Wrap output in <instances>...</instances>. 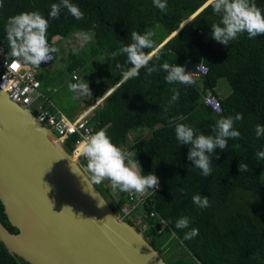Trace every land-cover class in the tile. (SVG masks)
Masks as SVG:
<instances>
[{
  "label": "trees",
  "instance_id": "trees-1",
  "mask_svg": "<svg viewBox=\"0 0 264 264\" xmlns=\"http://www.w3.org/2000/svg\"><path fill=\"white\" fill-rule=\"evenodd\" d=\"M71 2L84 13L82 20H77L66 8L61 10L58 20H52L51 5L60 0H3L0 57L13 58L8 55L5 25L9 17L22 12L38 10L49 19L47 39L52 46L56 36L61 41L79 31L92 33L99 49L94 47L92 53H87L86 43L82 54H71L73 61L67 69L72 73L93 60V68H98L97 80L92 77L90 83L95 102L119 83L92 111L90 123L95 131L104 130L120 147L126 146L129 133L136 130V139L128 151L139 162L142 175L155 174L159 178V189H149L152 193L143 204L148 213L156 211L159 215L146 219L142 230L145 237L168 264H183V260L169 262L176 252L163 239L165 231L175 232L178 242L198 264H264V159L258 157V152L264 151V136L258 138L255 132L257 125H264V35L249 39L246 32L241 33L226 46L215 41L211 25L219 24L221 17L206 5L207 0H166L163 11L154 6L153 0ZM255 3L264 11V0ZM149 29L156 32L155 47L144 52L152 56L149 66L157 71L149 76L142 68L138 77L121 81L122 68L127 70L131 65L126 54L115 51L132 43L133 31L144 34ZM100 53L106 55L99 58ZM165 62L188 71L203 62L209 71L194 79L191 86L169 84L162 69ZM38 78L41 87L52 79L49 74H38ZM220 78H226L231 87L228 95L217 90ZM173 88L180 91V98L169 105ZM207 90L219 97L222 112L217 113L203 102ZM237 113L243 116L234 124L240 136L229 139L224 151L217 148L211 154L212 173L203 176L188 159L191 146L177 141L169 120L183 115L185 119L177 122L190 125L198 134L214 135L213 126L218 119ZM72 140L65 143L67 151L71 150ZM240 162L248 165V171L240 173ZM98 189L104 197L109 195L108 201L117 213L128 203V192L117 189L115 197L104 182ZM194 195L208 196L211 206L199 208L193 203ZM183 216L191 218L190 228L199 229L191 240L183 239L190 228H175V222ZM0 219L12 232H18L1 200ZM126 221L134 225L131 218ZM0 264L30 263L11 254L0 241Z\"/></svg>",
  "mask_w": 264,
  "mask_h": 264
},
{
  "label": "water",
  "instance_id": "water-1",
  "mask_svg": "<svg viewBox=\"0 0 264 264\" xmlns=\"http://www.w3.org/2000/svg\"><path fill=\"white\" fill-rule=\"evenodd\" d=\"M79 171L89 175L53 130L0 89V200L18 229L0 219L7 250L30 264H168Z\"/></svg>",
  "mask_w": 264,
  "mask_h": 264
},
{
  "label": "clouds",
  "instance_id": "clouds-1",
  "mask_svg": "<svg viewBox=\"0 0 264 264\" xmlns=\"http://www.w3.org/2000/svg\"><path fill=\"white\" fill-rule=\"evenodd\" d=\"M153 3L162 11L167 7L166 0H153ZM207 5L211 6L213 12L221 17L219 24L211 25V35L215 41L226 46L241 33L246 32L249 39L264 35V11L257 6L255 0H207ZM3 7V0H0V8ZM64 8L77 20L84 18V13L71 0H60V3L52 4L49 17L52 20H58L61 10ZM48 27L49 19H46L38 10L22 12L8 18L5 25L10 49L8 55L15 58L16 61L12 67H16L19 63L38 68L43 62L49 61L52 54L59 52V48L48 43ZM155 35L154 29H149L144 34L135 31L131 33L132 43L120 49L121 53L126 54L127 63L131 67L124 70L121 65H117L122 68L121 74L124 80L138 77L142 68L146 69V74L149 76L157 71L155 67L149 66L152 56L144 52V49L155 47L153 39ZM162 69L167 73L164 79L169 84L188 86L195 84V80L183 66L170 65L165 62ZM68 88L74 93L73 100L79 99L80 95H88L90 90L88 82L84 81L69 83ZM171 91L169 105L177 102L180 98V91L177 88H173ZM167 110L165 108V111ZM184 119L183 115L172 117L169 124L174 125L177 141L181 145L191 146L188 159L201 170L203 176L207 177L212 173L211 154L215 153L217 148L224 151L228 146L229 139H236L240 136V132L234 128V124L236 121H241L243 116L237 113L234 117L218 119L213 126L214 135L198 134L197 129L188 124L177 122ZM255 132L258 138L264 136V125H257ZM80 154L87 161L84 168L89 175L86 177L80 171L79 173L91 187L109 180L114 191L119 189L122 192H135L139 195H143L149 189L159 187V178L155 174L142 175L140 165L137 159L133 158V153L113 143L104 130H99L86 137L80 146ZM258 157L264 159V151L258 152ZM216 159H219L218 155ZM72 166L77 167L75 164ZM238 169L240 173L246 172L248 165L240 162ZM192 200L202 209L211 206L208 196L194 195ZM191 223L190 217L183 216L175 222V228L189 229ZM198 234V228H190L183 239L191 240ZM172 236L175 237L176 233L173 232Z\"/></svg>",
  "mask_w": 264,
  "mask_h": 264
},
{
  "label": "built area",
  "instance_id": "built-area-1",
  "mask_svg": "<svg viewBox=\"0 0 264 264\" xmlns=\"http://www.w3.org/2000/svg\"><path fill=\"white\" fill-rule=\"evenodd\" d=\"M48 43L52 45L51 42ZM55 59L56 54L54 53L52 54V58L47 62H43L40 67L50 65ZM14 62H16L15 58H10L8 56L0 57V89L8 93L9 97L21 107L33 113L44 126L53 130L64 147L66 141L73 138L71 141V150L68 152L80 165L85 166L87 161L80 154V146L86 137L97 132L90 123L92 108L76 117L67 116L40 91L41 80L38 78V69L40 67L20 65L19 63H17L16 67H12ZM186 71L190 73L193 79H200L202 76L208 74L209 68L206 64L201 62L194 70ZM76 77L77 75H74V78ZM41 98L45 99L44 102L40 101ZM203 102L217 113L222 112L221 101L212 90H207L203 94ZM158 189L159 187L155 190ZM151 193L152 191L150 190L147 191L145 195H139L135 192L128 193V203L121 208L118 213L119 218L123 220L131 218L134 223L138 224L141 221L145 223L148 217L159 216L156 211L148 213L143 208L147 196ZM139 209H142L146 217L145 219L142 218V213H135V211ZM159 219L162 221L163 225H166L163 218L159 217Z\"/></svg>",
  "mask_w": 264,
  "mask_h": 264
},
{
  "label": "rangeland",
  "instance_id": "rangeland-1",
  "mask_svg": "<svg viewBox=\"0 0 264 264\" xmlns=\"http://www.w3.org/2000/svg\"><path fill=\"white\" fill-rule=\"evenodd\" d=\"M59 39L54 41V46L59 48V52L57 53L58 59L54 63V67H53L54 69L51 70L52 73H49V77H52L54 79H51L48 83H45V85L40 88V91L42 93H44L47 97L51 98L63 110V112H65V114L69 115L70 117L71 116L73 117L74 114L78 113V111L81 107L86 108V106H88L90 103L93 102L94 98H91V96H92V94H94V92L89 88L90 94L80 95L79 99L73 100L72 96L74 95V93L69 91V88H68L69 83H77L80 81H84L83 78H86L89 80H91L92 77L96 78L97 74H98V68H93V65L91 63L93 60L87 61V65H88L87 69L90 70V71H88V70H86V67H84L85 68L84 72L87 73V76H83V69H81L82 71H80V73L82 75L79 73L81 77L74 80L72 78V76H73L72 73H70L67 69V63L70 62V60H68V57L72 53H76V54L79 53V55L82 54L83 51L81 49L83 48V45H85L86 43H87V51H88L87 53H92V50L94 47L97 49H99V48L97 47L96 40L92 39V36L90 37V35H85L81 32H79L78 34H73L72 36H69V38H66V37L61 38V42H59ZM69 39H70V41H68V43H66L67 40H69ZM84 42H85V44H84ZM61 43L65 44V45L68 44V45H66V46L64 45L62 47ZM78 49H80V51H77ZM85 51H86V49H85ZM115 52H120V50H116ZM105 55H106L105 53H104V55L102 53H100V55L98 57L103 58ZM95 59H97V58H95ZM91 75H93V76H91ZM95 78H93V80ZM96 80H97V78H96ZM55 88H57V89H55ZM217 90L221 95H228L231 92V87H230L226 78H220ZM106 94H108V93H106ZM44 100L45 99H42V98L40 99V101H43V102H44ZM93 104H95V102H93ZM93 108L94 107H92V110H94ZM135 131L136 130H132L129 133L128 143L126 144V146L125 145L123 146V149H125L126 151H128V148H130L134 144V141L136 139ZM144 132L147 133V131H145V130H144ZM103 182H104V185L106 187H109L111 189L112 195H114L115 197H118V191H117V189L115 191L112 189L111 182L109 180H105ZM100 185L101 184L97 185V187L98 186L100 187ZM146 193H144L143 195H145ZM108 199H110L109 195H108ZM135 213L136 214L142 213L141 214L142 218H144V219L146 218L144 216L142 209L135 211ZM134 225L140 231H142L146 227V224L144 223V221H141L138 224L134 223ZM163 239L166 240V244L169 247H171L174 250V252H176L175 257L171 258L169 260V262H173V261H175L174 259H180L181 258L183 260V264H198L196 262V260L194 258H192L186 252V250L178 242L176 237L172 236V233L170 234L168 231H165V233L163 234Z\"/></svg>",
  "mask_w": 264,
  "mask_h": 264
},
{
  "label": "crops",
  "instance_id": "crops-1",
  "mask_svg": "<svg viewBox=\"0 0 264 264\" xmlns=\"http://www.w3.org/2000/svg\"><path fill=\"white\" fill-rule=\"evenodd\" d=\"M189 19V18H188ZM185 22V21H184ZM79 32H81V33H83V34H85V35H90V37L92 36V33H84V32H82V31H79ZM79 32H76V33H73V34H78ZM73 34H71L70 36H72ZM171 37V36H170ZM169 37V38H170ZM69 38V37H68ZM168 38V39H169ZM57 39H59V36H56V37H54L53 38V40H52V42L54 43V41L55 40H57ZM89 39V38H88ZM87 39V40H88ZM68 41H70V39L69 40H67V42L66 43H68ZM167 41V40H166ZM165 41V42H166ZM59 42H61L60 40H59ZM86 42V41H85ZM85 42H84V44H85ZM62 44V43H61ZM65 44H62L61 46L63 47ZM66 45H68V44H66ZM65 45V46H66ZM65 48V47H64ZM85 48V45H83V48L81 49L82 51H83V49ZM77 51H80V49H78ZM76 51V52H77ZM56 54V59H55V61L58 59V54L57 53H55ZM79 54V53H78ZM104 55V54H103ZM68 60H70V62L71 61H73V58H72V56L71 55H69V57H68ZM55 61L53 62V63H51L50 65H47V66H43V67H40L39 69H38V74H49V73H52V69H54L53 67H54V63H55ZM70 62H68L67 63V67L70 65ZM87 63H85V64H83V66H81L80 68H78V69H76V70H74L73 72H72V78H74V75H77V77L76 78H74V80H76V79H78V78H80L81 76H80V71H82L81 69H83V76H87V73H85L84 72V67H86L87 68ZM80 73V74H79ZM82 75V74H81ZM52 78V77H51ZM52 79H54V78H52ZM84 79V82H88V84H89V88L92 90V88L90 87V83H91V80H89V79H86V78H83ZM114 88V87H113ZM112 88V89H113ZM55 89H57V88H55ZM93 91V90H92ZM110 91V90H109ZM108 91V92H109ZM107 92V93H108ZM44 94V93H43ZM90 94V93H89ZM45 95V94H44ZM107 96V94H104V95H102V96H100V99L99 100H101V102L105 99V97ZM45 97L48 99V100H50V101H52L53 102V104L55 105V106H57L58 108H60L51 98H49V97H47L46 95H45ZM91 98H94V96H93V94H92V96H91ZM99 100H97L96 102L93 100V102H95V104H93V102L92 103H90L88 106H86V108H83V107H81L80 109H79V111H78V113H76V114H74V116L73 117H76V116H78L79 114H81V113H83L84 111H86V110H88V109H90V108H92L93 106H94V108L93 109H95V107L97 106L96 104H97V102L99 101ZM100 102V103H101ZM61 109V108H60ZM62 110V109H61ZM63 111V110H62ZM93 111V110H92ZM65 113V112H64ZM67 115V114H66ZM91 115H92V112H91ZM67 116H69V115H67ZM70 117V116H69Z\"/></svg>",
  "mask_w": 264,
  "mask_h": 264
},
{
  "label": "flooded vegetation",
  "instance_id": "flooded-vegetation-1",
  "mask_svg": "<svg viewBox=\"0 0 264 264\" xmlns=\"http://www.w3.org/2000/svg\"><path fill=\"white\" fill-rule=\"evenodd\" d=\"M97 187V185H95ZM98 188V187H97ZM104 196V195H103Z\"/></svg>",
  "mask_w": 264,
  "mask_h": 264
},
{
  "label": "snow or ice",
  "instance_id": "snow-or-ice-1",
  "mask_svg": "<svg viewBox=\"0 0 264 264\" xmlns=\"http://www.w3.org/2000/svg\"><path fill=\"white\" fill-rule=\"evenodd\" d=\"M13 67H15V66H13Z\"/></svg>",
  "mask_w": 264,
  "mask_h": 264
}]
</instances>
